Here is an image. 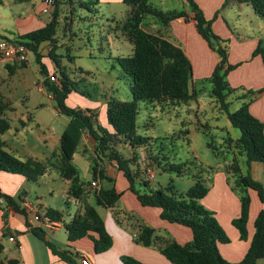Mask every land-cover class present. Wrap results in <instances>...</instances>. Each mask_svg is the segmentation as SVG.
I'll return each instance as SVG.
<instances>
[{"label": "trees", "instance_id": "1", "mask_svg": "<svg viewBox=\"0 0 264 264\" xmlns=\"http://www.w3.org/2000/svg\"><path fill=\"white\" fill-rule=\"evenodd\" d=\"M15 1L18 4H23L30 0ZM67 1L74 3L73 0ZM96 1L98 0L90 2L80 1V4L86 10L94 12L91 6L96 5ZM149 1L123 0L130 7L124 24V31L129 42L133 43L134 51L132 56H122L116 60L124 75L131 81L130 92L133 99L129 102L112 98L108 100L107 118L114 133L109 132L99 124L97 114L88 113L83 111V109L72 108L67 104V99L75 90V86L61 68L60 60L58 55H56L59 8L62 2L60 0L56 1L53 18L43 29L18 37L17 42L28 47L32 54L36 56V60L46 76L44 79L46 89L53 94L60 114L69 119L66 130L61 135V154L56 167L59 169L61 177L71 182L70 195L78 199L85 194L86 183L80 178V172L72 160L84 134L88 132L96 142V150H102L104 153L109 150L107 147L111 143L115 142L116 144L117 141L125 142L135 151L131 159L123 158L113 148H111V154L107 155V157L117 163L119 170L124 173L126 180L130 184V190L138 196V201L143 206L161 209L162 219L173 224L186 226L192 230V242L182 245L175 241H168L161 247L162 254L173 264H236L228 262L222 257L218 247L220 244L230 243V238L221 227L214 212L200 204L210 192V188L205 184L201 175L194 176V185L185 194L181 195L176 193L171 185L166 187V189L151 190L150 182L146 179L141 181V185L146 188L145 190L139 191L136 188L138 177L132 170V166H136L139 160V153L136 151L143 146H150L153 140L149 136L137 134V118L141 110L140 103L148 102L150 105L160 106L164 109L166 105L175 107L187 104L195 98V92H192L190 84L192 75L190 59L174 42L152 34L142 26V22L148 16H152L160 23L167 25L173 20L188 17V14L185 11L175 10L164 12L152 6ZM188 2L198 10L197 3L194 0H188ZM237 2L252 6L254 11L264 18V0H237ZM2 3V0H0V5ZM72 12L74 13V10ZM195 19L199 34L209 42L211 47L214 46L213 38L218 41V47L215 50L220 57V62L209 79L212 85L210 95L216 99L230 124L241 132V136L235 140L239 156L244 157L248 167H250L252 162H260L264 166V123L253 116L250 111L251 103L258 95L264 93V89L258 91L242 90V107L236 111H231L227 99L232 92L239 91L240 88H231L227 81L229 71L236 68L229 61L228 41L220 38L208 27L201 12L196 13ZM46 42L51 44L50 58L55 63L57 73L60 72V78H57V74L53 76L59 81L58 84L52 82L48 71L41 61L42 56L39 53V48ZM253 55H261L264 61L263 41H260ZM10 129L11 122L4 116V110L1 108L0 135L5 134ZM230 140L233 139L230 137ZM209 147L213 148L211 143ZM97 153L99 158L100 152ZM150 159L156 162L164 171L176 173L180 177L190 173V168L187 167L188 171H186L185 164H172L171 162L164 164L155 156H150ZM46 170V166L34 158H29L25 161L16 158L15 155L5 149V144L0 141V172L20 175L27 180L37 182L41 176L45 175ZM232 170L237 175L235 186L237 190L240 189L241 200V215L234 220V226L240 232L242 240H246L248 237L247 225L252 203L248 189H253L258 193L263 205V209L255 222V234L251 247L248 249L244 259L237 263L258 264L260 260H264V185L254 179L249 171L243 174L236 157L233 159ZM92 173L93 178L96 180L101 178L112 182V180L106 178L104 169L98 168L96 161L92 164ZM96 196L98 205L106 209H112L115 208L117 201L121 199L122 193L118 192L115 187L109 189L100 188ZM0 198L10 205L14 212L26 218V226L54 254L69 264H76L74 254L71 251L58 250L49 240L45 229L32 226L28 222L30 220L28 210L17 204L13 196L3 193L0 189ZM46 214L53 221H63L62 213L57 209L47 208ZM64 225L71 242L82 240L89 237L91 233H96L98 237L94 238V248L97 253H104L114 245L112 236L108 233L102 217L94 207L88 206L83 216H75L72 221ZM140 228L137 240L147 247L154 245L157 241L155 230L146 225H141ZM3 252L4 246L0 243V256ZM122 260L124 264H144L132 257L123 256ZM0 264H20V262L16 259H10L7 262L2 261Z\"/></svg>", "mask_w": 264, "mask_h": 264}, {"label": "rangeland", "instance_id": "2", "mask_svg": "<svg viewBox=\"0 0 264 264\" xmlns=\"http://www.w3.org/2000/svg\"><path fill=\"white\" fill-rule=\"evenodd\" d=\"M60 1L62 3L59 8L56 55L60 60L61 68L74 83V92L79 94L76 96L79 98L82 94L88 101H93L92 99L96 98L101 103L106 98L108 100L112 98L131 101L133 99L130 92L131 81L124 75L116 59L119 56H132L133 43L127 39L117 40L113 34V38H109L104 30L107 19L113 21L116 18L119 21L127 17L125 11L127 6L123 3L118 6L113 5L109 7L110 11L106 5H102L101 8H97V14L95 12L90 14L87 10L81 9L80 1L84 0H74L72 5L67 0ZM161 1V4H157L156 0H152L154 7L160 10L162 8L164 11L167 9L166 7L182 10L183 2L181 0ZM35 3L38 4V0ZM71 9H74V13L71 12ZM224 13L229 28L235 32L237 38L241 35L245 39L248 37L247 35L255 34L256 37L260 36L263 39L261 41L264 42V18L256 15L251 6L241 4L238 7L227 4ZM43 17L44 21L49 22L51 16ZM73 18L75 22H71ZM6 21L0 17V30H2V26H12L4 23ZM125 21L121 27L124 34ZM106 29L108 30L107 25ZM212 31L216 33L213 29ZM13 32L17 33V30ZM10 33V31L1 32L8 36ZM2 40L4 39L0 38V42ZM113 41L116 42L115 45L112 44ZM245 41L249 42L248 39ZM213 44V47L210 45L209 47L214 52L212 54L217 55L219 59L215 50L218 47V41L214 38ZM227 45L230 53L231 44L229 41ZM50 49L49 43L42 46L40 55L43 65H46L50 57ZM202 57L207 58L208 56L202 54ZM202 59L204 60V58ZM16 68L23 70L22 74H16L14 71L10 74L6 73L3 66L0 69V109L4 110V116L11 122V129L3 135L4 139L0 141L5 144L6 150L15 152L13 155L16 158L23 159V161L34 158L46 166L45 175L41 176L37 182L25 180L23 184V188L29 192L28 201L36 205L38 211L45 212L42 206L58 211L69 210L76 207L75 201L70 197L71 195H69L70 199L67 197V182L59 177L60 172L56 167L61 154V135L66 130L69 120L58 112L53 94L45 87V75L34 54H31L29 63H23ZM196 68H198L197 64ZM46 70L48 71L47 68ZM49 75L52 82L59 83L57 79H52L53 74ZM58 77L60 78V72ZM197 86L200 89L198 98L195 91V98L187 104L175 107L166 105L162 109V107L150 105L148 102L140 103L137 134L149 136L153 140L150 146H143L136 152L139 154L143 152L146 162L156 173V178L150 182L152 190L166 189L171 185L176 193L185 194L194 185V176L196 175H201L209 188L214 185L218 187V180L223 174L227 176L226 183L232 193L240 198V189L237 190L235 186L237 175L232 170V166L233 159L236 157L240 167L245 171L247 169L245 159L239 156L238 148L235 145V140L241 136V132L230 124L216 99L210 95L212 86L210 80L206 79L203 84ZM241 94L234 91L228 97L227 102L230 104L232 112L242 107ZM230 137L233 140H230ZM210 143L213 148L209 147ZM107 148L109 150L105 153L94 148L96 154L90 156L93 163L95 161L98 163V168L105 169L109 164L118 166L115 161L107 157L111 154V148L126 159H131L135 154L129 145L121 141H117L116 144L115 142L111 143ZM97 152H100L99 158ZM150 156L159 158L164 164L166 162L185 164L186 171H188V167L190 173L180 177L176 173L164 171L150 159ZM132 170L138 177L136 180V188H138L139 185L141 186V181L146 178L141 161L138 160L136 166H132ZM216 175H218L217 179ZM82 181L86 183L84 180ZM87 191L89 192V190ZM98 191L99 187L93 188L88 196L92 194L96 196ZM209 200L201 201L200 204L212 207V204L218 206L221 203L214 196ZM34 205L32 206L34 207ZM218 212L221 216L220 211ZM6 233L8 231L5 230L4 237ZM52 241L59 246L57 239ZM8 242L4 238L0 240V243L5 244L6 248L10 250L12 256L17 255L16 249ZM259 264H263V261H260Z\"/></svg>", "mask_w": 264, "mask_h": 264}, {"label": "crops", "instance_id": "3", "mask_svg": "<svg viewBox=\"0 0 264 264\" xmlns=\"http://www.w3.org/2000/svg\"><path fill=\"white\" fill-rule=\"evenodd\" d=\"M42 1L43 0H38V4L35 3L36 0H30L27 3L18 4L15 0H2L3 3L0 5V17L1 19L7 20L4 23H8V25L12 26H2V30H0V38L14 41L17 40L18 37L32 31L43 29L51 21L53 16L51 15L48 20L49 22L43 20V16L45 15L41 12ZM84 1L90 2L93 0ZM160 1L161 0H156V3L161 4L162 1ZM164 1L171 2L172 0ZM181 1L183 2L182 10L168 9L169 7H166L167 9L165 11L162 10V8L161 10L164 12L173 10L185 11L188 14V17L177 19L175 21L173 20L165 25L160 23L157 19L152 18V16H148L142 22V26L152 34L171 40L176 46L180 47L184 51L192 63L190 84L192 92L196 91L197 98L200 90L197 85L203 84L206 79H210L214 69L220 62V58L218 59L217 55L212 54L213 51L209 47L210 44L199 34L197 30V21L195 16L198 12L203 14L208 27L213 29L220 38L228 40L232 46H230L229 61L232 65L236 66V68L229 71L227 75L229 86L234 89L240 88V90L237 91L240 93H243L244 90L258 91L260 89H264V61L261 55H253L256 47H258L260 41L263 39L260 36L256 37L255 34L247 35L248 37H245V39L241 35L237 38L235 32L231 31L229 28V23L225 18L224 12L227 4L240 7L242 3L237 2V0H194L198 6L197 10L192 7L188 0ZM149 2L154 6L152 0ZM96 3V5L91 6L95 14L98 13L97 8H101L102 5H106L108 8L113 5H121V3L126 5L123 0H98ZM69 4L72 5V3ZM126 6L127 8L125 11L127 12L128 17L130 7L128 5ZM81 9L84 10L85 8L82 7ZM109 9L111 11V8ZM72 10L74 9H71V12ZM87 11L90 14L93 13L88 9ZM256 15L258 14L256 13ZM127 17L119 21L116 18H114L113 21L107 19L106 25L108 30L106 29V25L104 26V30L109 38H113V34L117 40L127 39L121 29ZM74 20L75 19L73 18L71 22H75ZM14 30H17V33H14ZM2 31H10V36L1 34ZM246 39H248L249 42L245 41ZM47 43L48 42L43 43L40 46L39 53L41 52L42 46ZM115 43L116 42L113 41L112 44L115 45ZM202 54H206L208 57H202ZM202 58H204V60ZM47 62L44 66H47L46 68L48 69L49 74L58 75L53 60L49 57ZM195 62L198 68H196ZM20 65L21 63L4 60L0 55V69L3 66L6 73L10 74L14 71L16 74H22L23 70H18L16 68V66L19 67ZM44 77L46 78V76ZM76 95L79 94L74 91L69 95L67 99L68 106L83 109V111H87L88 113L97 114L99 124L105 127L109 132L114 133L107 118L108 99L106 98V100L101 103L100 100L96 98H93V101H88L82 94L79 98ZM250 111L253 116L260 119L261 122L264 123V93L258 95L251 103ZM3 135L4 134L0 135V140L4 139ZM95 147V140L88 132H86L82 137L78 150L73 155L72 160L73 164L80 172V178L86 182L85 188L89 190V192L93 191L91 186L92 181H96L93 179L91 169L93 162L91 160L92 158H90V156L92 157L93 154H96L94 151ZM10 152L12 154L15 153L13 151ZM114 165L109 164L104 169L106 178L112 180V182L99 178L96 183L99 189H109L111 187H115L118 192L122 193V197L117 201L115 208L106 209L103 206L98 205L97 196L93 194L88 196L89 192L87 190H85V194L78 199L70 196L71 198H74L76 207L69 210L64 209L59 211L62 213L63 217V221L60 222L62 226L59 228L56 227L54 229L45 230L49 240L57 247L58 250L71 251L74 254L76 264H81L80 259L82 256L90 259L93 264H124L122 260L123 256L132 257L144 264H173L162 254L161 247L168 241H175L182 245L192 242V230L186 226L176 223L173 224L162 219V211L159 208L143 206L138 201V196L130 190V184L126 180L124 173L119 170L118 166ZM241 170L243 174H246L249 171L254 179L260 181V183L264 185V166L262 163L252 162L250 167L247 166L246 171L245 169L243 170L242 167ZM59 175V177L64 180L61 177V174ZM217 177L218 175L215 176L216 179ZM25 180L27 179L20 175L0 172V189L3 193L13 196V199L17 202V204L21 205L23 208L27 204L34 205L28 201L27 198L29 197V192L27 189L23 188ZM226 180H228L227 176L222 174L218 180V187L214 185V187L210 188L209 194L202 200L207 201L210 197L214 196L221 203H219L218 206L212 204V207L207 204L205 206L204 204L202 205L206 209L214 212L217 220L221 224V227L230 238V243L219 245V252L225 260L237 264L244 259L248 249L251 247V242L255 234V222L259 213L263 209V205L261 204L262 202L260 201L258 193L253 189H248L252 203L250 206L249 221L247 225L248 237L246 240H242L240 232L236 229V226H234V220L236 218L238 219L241 215V200L237 197V195L232 193L229 185L226 183ZM65 181L67 182V197L70 199L69 195L71 182L67 180ZM145 189L146 188L142 187V185H139L138 187L139 191ZM232 202L233 204H231ZM88 206L94 207L97 210L104 221L108 233L114 240V245H112V247L104 253H97L95 251L94 238L98 237L96 233H91L89 237L82 240L79 239L74 242L69 241L68 232L65 229L64 224L72 221L75 216L84 215L85 208ZM34 207L39 213L40 211H38L36 205H34ZM42 208L45 212H40V214H46V209L48 207L42 206ZM218 211H220L221 216H219ZM30 220L28 222H30ZM30 224L32 226L39 227V225L34 222H30ZM141 225H146L147 227L155 230L157 241L154 245L147 247L137 240L140 234ZM5 230L8 231V233H6L4 237L3 235ZM64 230L65 232L63 233ZM11 235H15L18 238L17 243H12V241L9 240ZM2 238L8 240V244L12 245L18 254L12 256L10 250L6 248L5 244H3L4 252L0 256V262H7L10 259H16L19 260L20 264H69L54 254L42 240L37 238L30 231V229L26 226V218L23 215L14 212L13 208L0 198V240ZM55 239L59 242V246L52 241ZM260 261H263L264 264V260Z\"/></svg>", "mask_w": 264, "mask_h": 264}, {"label": "built area", "instance_id": "4", "mask_svg": "<svg viewBox=\"0 0 264 264\" xmlns=\"http://www.w3.org/2000/svg\"><path fill=\"white\" fill-rule=\"evenodd\" d=\"M56 1L57 0H43L42 1V9L41 12L44 15L51 16L53 15L55 9H56ZM32 52L31 50L26 47L23 44H20L17 42V40L9 41V40H2L0 42V55L4 60L10 61V62H17V63H29L30 56ZM54 76V75H53ZM52 76V79L55 80V78ZM139 161H141L142 167L145 170L146 180L148 182L153 181L156 178V173L153 171V169L150 167L149 163L146 162V157L141 152L138 156ZM91 186L93 188L98 187L96 181H92ZM25 208L28 210L30 214V222H34L35 224L39 225V227L43 229H54L56 227H61L62 224L58 221H53L47 214H40L36 211L35 207L32 206V204H27ZM9 240L12 241V243H17L18 238L14 235H11L9 237ZM81 264H93L90 259H88L85 256H82L80 259Z\"/></svg>", "mask_w": 264, "mask_h": 264}]
</instances>
